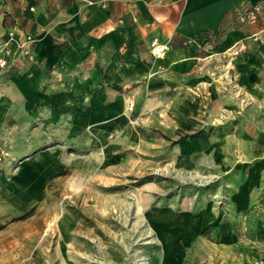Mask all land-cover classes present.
I'll list each match as a JSON object with an SVG mask.
<instances>
[{"label": "rangeland", "instance_id": "obj_1", "mask_svg": "<svg viewBox=\"0 0 264 264\" xmlns=\"http://www.w3.org/2000/svg\"><path fill=\"white\" fill-rule=\"evenodd\" d=\"M257 60L253 86L239 88L233 75L193 127L171 137L140 127L70 137L64 125L0 105V243L18 239L0 262L39 255L59 264L57 241L68 239L72 259L87 264H264V56Z\"/></svg>", "mask_w": 264, "mask_h": 264}, {"label": "crops", "instance_id": "obj_2", "mask_svg": "<svg viewBox=\"0 0 264 264\" xmlns=\"http://www.w3.org/2000/svg\"><path fill=\"white\" fill-rule=\"evenodd\" d=\"M261 4L264 0H0V49L8 60L0 70V87L8 89L0 92V105H13L25 121L64 125L70 137L130 136L139 127L174 136L193 127L201 106L233 75L239 88L258 80L264 23L247 26L238 14ZM12 31L21 41L33 39L26 45L32 60L16 43L5 48ZM239 40L247 50L233 57L229 49ZM154 42L163 50L159 57ZM67 227L62 220L57 228L69 235L70 221ZM57 242L59 264H87L72 259L71 240ZM9 243L2 241L0 249ZM24 263L40 264L39 255L0 262Z\"/></svg>", "mask_w": 264, "mask_h": 264}, {"label": "built area", "instance_id": "obj_3", "mask_svg": "<svg viewBox=\"0 0 264 264\" xmlns=\"http://www.w3.org/2000/svg\"><path fill=\"white\" fill-rule=\"evenodd\" d=\"M239 19L242 23L249 25L258 24L259 22L264 23V4L261 5H254L250 9H244L238 14ZM33 42V39L31 37H28L26 41H21L20 39L16 38V34L12 31L8 33V40L5 43V48L9 47L11 43H16V45L23 49L24 55L28 57L30 60L33 59V56L30 52V48L26 46L27 44H30ZM156 43H153V46L155 47ZM156 51L155 54L157 57L163 53L162 49H158L155 47ZM247 50V44L243 40H239L236 43H234L231 48L229 49L231 55L233 57H238L241 54H243ZM2 49H0V70L4 69L8 66V60L6 57L1 55ZM6 53H10V50L7 49Z\"/></svg>", "mask_w": 264, "mask_h": 264}, {"label": "trees", "instance_id": "obj_4", "mask_svg": "<svg viewBox=\"0 0 264 264\" xmlns=\"http://www.w3.org/2000/svg\"><path fill=\"white\" fill-rule=\"evenodd\" d=\"M187 137L188 138H191V139H196V138H199L200 137V133L188 135Z\"/></svg>", "mask_w": 264, "mask_h": 264}]
</instances>
